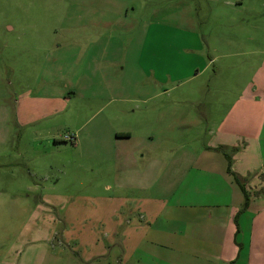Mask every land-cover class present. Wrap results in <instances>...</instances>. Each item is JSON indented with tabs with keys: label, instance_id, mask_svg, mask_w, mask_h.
<instances>
[{
	"label": "rangeland",
	"instance_id": "obj_1",
	"mask_svg": "<svg viewBox=\"0 0 264 264\" xmlns=\"http://www.w3.org/2000/svg\"><path fill=\"white\" fill-rule=\"evenodd\" d=\"M260 1L255 6L256 11L247 8L255 5L252 2L238 12L231 10L235 13V22L226 25L223 13L230 12L223 0H0V54L15 55V74L19 72V76L10 74L16 86L11 88L18 92L23 112L30 109V105L21 108L28 99L33 103L31 115L36 120L27 126L23 121L14 134H20L17 143L21 150L33 142L36 157L32 170L38 174L35 179L30 178V183L0 185V228H5L0 231V249L14 240L17 247L27 249L29 245L22 242L30 240L31 235L44 242V248L36 244V251L48 250L56 257L71 254L74 260L76 257L81 262L80 256L86 252L84 247L76 243L62 247L53 239L44 241L48 219L79 207L86 216L85 227H77L74 221L73 228L83 230L90 238L98 236L95 214L100 217L110 209L95 197L83 202L71 197L44 203L41 195L36 194L31 196V201L29 186L33 181L45 185L48 181L42 178L48 175L49 181L57 182V178L60 181L52 191L92 194V186L98 180L108 182V171L118 166L109 155L118 146L112 139L114 128L129 129L135 136L134 142L149 143L160 149L173 145L190 147L192 143L202 147L208 138L205 129L209 119L204 120L198 132L192 129V117L200 118L204 111L209 118L223 115L244 90L246 95L253 93L251 80L259 69L260 73L263 71L264 0ZM223 29L233 32L223 34ZM241 34L261 38L259 44L241 38L238 46L241 52L257 50L256 54L222 58L221 38L235 39ZM197 35L216 42L218 57L206 73L192 81V51L186 50L185 38ZM97 37L101 39L96 41ZM80 55L84 58L79 59ZM98 60L100 87L78 85L76 82L83 76L87 85L88 77L98 67ZM2 62L0 57V64ZM178 72L186 74L180 87L175 83L177 77L181 78L175 74ZM107 87H115L116 95ZM120 87L126 89L123 98H119ZM94 93L99 94L100 100H92ZM201 94L224 105L209 102L207 107L199 105L197 99ZM161 108L174 113L160 120ZM169 123H175L177 130L172 135L179 138L173 145L166 138H160L161 134L171 133ZM32 134H36L37 139H30ZM72 134L77 138L75 144L65 138ZM100 149L106 153L100 157L89 151ZM64 168L66 172L62 174ZM99 169L103 172L101 177L96 174ZM7 173L9 175L10 171ZM42 189L41 186L37 191ZM31 216L36 219L28 220L33 218ZM33 224L35 227L30 231ZM56 226L62 228L57 221ZM19 233L21 244L17 242ZM35 255L36 261L44 259L41 252Z\"/></svg>",
	"mask_w": 264,
	"mask_h": 264
},
{
	"label": "crops",
	"instance_id": "obj_2",
	"mask_svg": "<svg viewBox=\"0 0 264 264\" xmlns=\"http://www.w3.org/2000/svg\"><path fill=\"white\" fill-rule=\"evenodd\" d=\"M248 2L255 5L247 8L256 11L255 6L261 1L223 0L230 12L227 15L223 13L226 25L235 22V13H231V10L236 9L238 12ZM222 32L229 34L233 31L223 29ZM241 38L254 44H259L258 40H261L259 37H243L242 34L235 39L223 37L220 41L222 58L256 54L257 50H238ZM185 44L186 50L192 51V81H196L218 57L216 42L211 41L210 37L197 35L191 39L185 38ZM0 57L3 60L0 64V172L6 174L2 176L0 173V185L4 186L6 182L30 183V178L35 179L38 175L32 170L36 151L32 149L33 142L21 150L17 143L20 134H14V131L23 121L26 126L36 123L31 115L33 103L28 99L21 108L30 105V109L25 112L20 109L18 92L11 88L16 86L13 78H10L11 73L13 77L19 76V72L15 74V55L2 52ZM83 58L80 55L79 59ZM99 63L100 60L97 61V69L88 77L87 85L84 76L76 83L81 87H100ZM254 66H251L252 70ZM261 73L259 69L251 80L253 93L246 95L244 90L234 103L225 106L228 110L223 115L209 118L204 111L200 118L192 117V129L198 132L204 120L209 119L205 129L208 138L202 147L193 143L190 147H174V141L179 139L172 135L177 130L175 123L168 124L171 133L160 135L161 139L172 142L173 146L165 149L150 146L149 143L134 142L135 136L131 130L114 128L115 137L112 139L118 146L109 155L118 166L108 171V182L98 180L92 186V194L89 191L88 194L70 195L57 192L56 189L52 191L60 181L59 178L57 182L49 181L48 175L42 178L48 181L45 185L33 181L34 184L29 186L28 198L31 201V196L36 194L41 195L46 201L44 203H56L61 198L71 197L83 202L86 198L95 197L99 203L106 204L110 211L100 217L95 214L98 236L90 238L86 237L83 230L73 228L74 221L77 227H85L86 216L79 207H72L70 212L62 211L48 219L49 223L44 227V241L53 239L62 247L70 246L71 243L84 247L86 252L80 256L81 262L75 257V263L71 254L56 257L48 250L36 251V244H42L41 248H44V242L30 235V240L23 239L22 242L29 245L27 249L17 247L15 240L5 249H0V264H129L131 261L132 264H264V67ZM175 74L181 77L175 80L178 83L176 87H180L184 81L181 79L186 74ZM114 88L107 87L116 95ZM120 88L119 98H123L126 89ZM258 89L262 94H259ZM199 96V105L205 104L207 107V102L216 106L219 103L224 105L222 101L204 98L203 94ZM92 100H100L99 94L94 93ZM171 113L174 111L161 108L160 120ZM23 116H27V119L24 120ZM136 123L139 125V120ZM30 139H37V135L32 134ZM76 141L77 138L73 143ZM123 141H126L124 145L121 144ZM8 146L12 151L6 149ZM89 151L99 157L106 154L103 149ZM11 156L15 157L12 159ZM65 172L66 168L61 169L62 174ZM85 172L86 169H83ZM102 173L99 169L96 174L101 177ZM235 177L240 179L249 195L247 206H244V190ZM41 186L43 189L38 192ZM56 221L62 228L58 229ZM34 227L35 224L30 226V231ZM0 231H5V228L1 227ZM0 237L2 240L1 233ZM18 238L17 242L21 244L20 233ZM34 250L36 253L41 252L44 259L38 256L41 260L36 261Z\"/></svg>",
	"mask_w": 264,
	"mask_h": 264
},
{
	"label": "trees",
	"instance_id": "obj_3",
	"mask_svg": "<svg viewBox=\"0 0 264 264\" xmlns=\"http://www.w3.org/2000/svg\"><path fill=\"white\" fill-rule=\"evenodd\" d=\"M235 180L240 185V187L244 190V193H245V196H246V201H245L244 206H247L248 202H249V195H248L247 191L245 190L243 184L241 183L240 179L238 177H235Z\"/></svg>",
	"mask_w": 264,
	"mask_h": 264
},
{
	"label": "built area",
	"instance_id": "obj_4",
	"mask_svg": "<svg viewBox=\"0 0 264 264\" xmlns=\"http://www.w3.org/2000/svg\"><path fill=\"white\" fill-rule=\"evenodd\" d=\"M67 140H70V141H72V142H74L75 140H76V136L75 135H67L66 137H65Z\"/></svg>",
	"mask_w": 264,
	"mask_h": 264
}]
</instances>
